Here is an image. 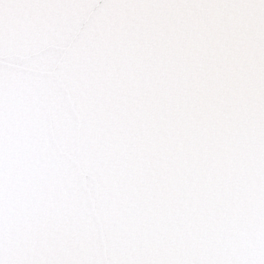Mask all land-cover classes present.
Returning <instances> with one entry per match:
<instances>
[{"label": "snow or ice", "instance_id": "snow-or-ice-1", "mask_svg": "<svg viewBox=\"0 0 264 264\" xmlns=\"http://www.w3.org/2000/svg\"><path fill=\"white\" fill-rule=\"evenodd\" d=\"M0 264H264V0H0Z\"/></svg>", "mask_w": 264, "mask_h": 264}]
</instances>
